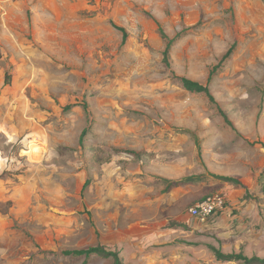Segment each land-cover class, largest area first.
Segmentation results:
<instances>
[{
  "label": "rangeland",
  "instance_id": "374dc122",
  "mask_svg": "<svg viewBox=\"0 0 264 264\" xmlns=\"http://www.w3.org/2000/svg\"><path fill=\"white\" fill-rule=\"evenodd\" d=\"M158 24L179 35L169 67ZM213 193L226 208L190 221ZM96 245L123 264L264 257V0H0V264H113L39 252Z\"/></svg>",
  "mask_w": 264,
  "mask_h": 264
},
{
  "label": "trees",
  "instance_id": "16d2710c",
  "mask_svg": "<svg viewBox=\"0 0 264 264\" xmlns=\"http://www.w3.org/2000/svg\"><path fill=\"white\" fill-rule=\"evenodd\" d=\"M119 28L122 31H124L123 28H121V27H119ZM158 32H159L160 37L162 38V40L166 43V47H165V49L163 51V61L169 67L170 66V60H169L170 50H171V47H172L174 41L176 40V38L179 35H177V36H175L173 38L170 37L160 24H158ZM126 37H127V34L124 32V34H123L124 40H126ZM234 47H235V44H233L229 48V50L226 52V54L220 60V63L213 68V70L211 71V73L209 75L208 81L211 80L213 74L216 72V70L219 68V66L222 64V62L228 56H230V54L232 53ZM173 77L177 80V83L179 85H181L183 88H185L186 90L194 92V93H198V94H204V95H206L209 98V100L212 103L217 105V101H216L215 97L210 92L208 83L204 84L202 82L193 80L191 78H188V77H185V76H179V75H176V74ZM80 105L84 108V111L88 115L89 114L88 104L86 102H83ZM74 106H77V104H70L66 108L69 109V108H72ZM218 109H219L220 113L224 117H226V113L224 112V110L221 109L220 107H218ZM87 130H88V128L84 129V131L82 133V137L86 134ZM210 175L215 177V178H218V179H221V180H225L227 182H231V183H235V184L240 183V181L237 178H234V177L217 175V174H210ZM206 177H207V175H205V174H196V175H191V176L184 177L182 179H167V178H163L162 180L166 184L165 192H168V191L172 190L173 188L179 187V186H181L183 184H186V183H190V182H194L195 183V182L202 181ZM85 186H86V184L84 185L83 189L85 188ZM224 209L219 210L218 212H221ZM212 249L214 250L216 257L219 260H223V261H242V262H244V264H264V257H259V256L247 257V256H245L242 253H224L218 248L212 247ZM39 252L42 253L45 258L61 257V256H64V257H81V256L89 257L91 255H98V256H101V257H105V258H112L113 259V264H123V259H122L121 255H120V253L118 251H116V250L108 249L104 245L90 246L88 248H81V249H61V250H52V249L43 250V249H40Z\"/></svg>",
  "mask_w": 264,
  "mask_h": 264
},
{
  "label": "built area",
  "instance_id": "2783aa9c",
  "mask_svg": "<svg viewBox=\"0 0 264 264\" xmlns=\"http://www.w3.org/2000/svg\"><path fill=\"white\" fill-rule=\"evenodd\" d=\"M227 199L222 193L209 194L191 205L188 209L190 221L205 222L209 217L226 207Z\"/></svg>",
  "mask_w": 264,
  "mask_h": 264
}]
</instances>
